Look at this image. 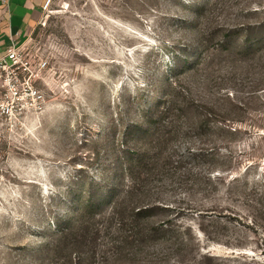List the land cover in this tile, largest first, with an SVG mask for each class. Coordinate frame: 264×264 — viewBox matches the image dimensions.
Returning <instances> with one entry per match:
<instances>
[{
	"label": "rangeland",
	"instance_id": "374dc122",
	"mask_svg": "<svg viewBox=\"0 0 264 264\" xmlns=\"http://www.w3.org/2000/svg\"><path fill=\"white\" fill-rule=\"evenodd\" d=\"M22 44L0 264H264V0H50Z\"/></svg>",
	"mask_w": 264,
	"mask_h": 264
},
{
	"label": "crops",
	"instance_id": "0c3cea01",
	"mask_svg": "<svg viewBox=\"0 0 264 264\" xmlns=\"http://www.w3.org/2000/svg\"><path fill=\"white\" fill-rule=\"evenodd\" d=\"M48 0H11L7 18L0 13V56L6 53L10 37L25 43L30 31L39 23Z\"/></svg>",
	"mask_w": 264,
	"mask_h": 264
},
{
	"label": "built area",
	"instance_id": "2783aa9c",
	"mask_svg": "<svg viewBox=\"0 0 264 264\" xmlns=\"http://www.w3.org/2000/svg\"><path fill=\"white\" fill-rule=\"evenodd\" d=\"M10 1L11 0H0V13L4 15L5 18L10 14ZM49 1L50 0H48L47 3ZM22 45L23 44L14 37H10L6 53L0 56V82H2L1 80L4 75H13L12 78L5 81V85L9 89L7 96L12 99H19L21 97L19 91L21 81L16 71L23 65ZM24 92V96L32 101L31 105L33 107L43 102L41 94L30 82H25Z\"/></svg>",
	"mask_w": 264,
	"mask_h": 264
}]
</instances>
